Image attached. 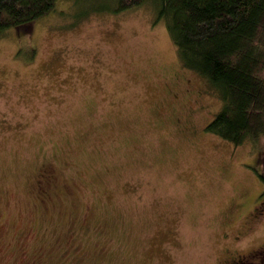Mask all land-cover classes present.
I'll return each instance as SVG.
<instances>
[{
  "label": "rangeland",
  "instance_id": "1",
  "mask_svg": "<svg viewBox=\"0 0 264 264\" xmlns=\"http://www.w3.org/2000/svg\"><path fill=\"white\" fill-rule=\"evenodd\" d=\"M88 7L58 0L30 35L0 39V264H225L264 249V149L205 131L222 102L151 3Z\"/></svg>",
  "mask_w": 264,
  "mask_h": 264
},
{
  "label": "trees",
  "instance_id": "2",
  "mask_svg": "<svg viewBox=\"0 0 264 264\" xmlns=\"http://www.w3.org/2000/svg\"><path fill=\"white\" fill-rule=\"evenodd\" d=\"M84 1L89 7L83 17L92 11L119 14L151 3L154 23L165 24L182 66L202 78L222 102L205 131L235 147L249 142L255 150L264 149V0ZM57 4L0 0V39L11 30L30 35ZM259 176L264 183V174ZM239 263L264 264V249L225 264Z\"/></svg>",
  "mask_w": 264,
  "mask_h": 264
}]
</instances>
